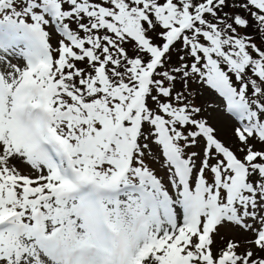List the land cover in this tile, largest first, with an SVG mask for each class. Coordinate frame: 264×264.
Wrapping results in <instances>:
<instances>
[{
	"label": "snow or ice",
	"instance_id": "obj_1",
	"mask_svg": "<svg viewBox=\"0 0 264 264\" xmlns=\"http://www.w3.org/2000/svg\"><path fill=\"white\" fill-rule=\"evenodd\" d=\"M0 65V264H264V0H0Z\"/></svg>",
	"mask_w": 264,
	"mask_h": 264
},
{
	"label": "rangeland",
	"instance_id": "obj_2",
	"mask_svg": "<svg viewBox=\"0 0 264 264\" xmlns=\"http://www.w3.org/2000/svg\"><path fill=\"white\" fill-rule=\"evenodd\" d=\"M0 70H5L6 71V69H4L3 65H0ZM211 100H212L211 96H209L208 94L202 92L199 95L197 102L200 103V104H203L205 107H207V104L210 103ZM221 135H222V137L229 136L230 135V131L228 129L222 127ZM157 155H158V153H157ZM161 160H162V157H160V160H157V161H151L150 160V167H152L155 170V172L157 173L158 176L164 177V174H165L164 173V169H162L159 166Z\"/></svg>",
	"mask_w": 264,
	"mask_h": 264
}]
</instances>
